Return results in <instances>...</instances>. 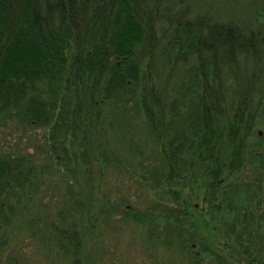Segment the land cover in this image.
I'll use <instances>...</instances> for the list:
<instances>
[{"label":"trees","instance_id":"trees-1","mask_svg":"<svg viewBox=\"0 0 264 264\" xmlns=\"http://www.w3.org/2000/svg\"><path fill=\"white\" fill-rule=\"evenodd\" d=\"M123 242L264 264V0H0V264Z\"/></svg>","mask_w":264,"mask_h":264},{"label":"rangeland","instance_id":"rangeland-1","mask_svg":"<svg viewBox=\"0 0 264 264\" xmlns=\"http://www.w3.org/2000/svg\"><path fill=\"white\" fill-rule=\"evenodd\" d=\"M138 241V239H137ZM123 247L124 250H127L126 253L128 255H130L131 258L134 259V264H143V257L141 256V254L139 253V251H137L136 247H128L127 249H125L126 247V243L123 242Z\"/></svg>","mask_w":264,"mask_h":264}]
</instances>
